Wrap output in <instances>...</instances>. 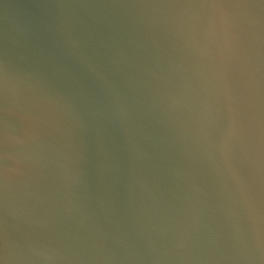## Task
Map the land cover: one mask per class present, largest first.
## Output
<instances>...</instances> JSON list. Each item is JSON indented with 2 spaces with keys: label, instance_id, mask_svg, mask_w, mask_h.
<instances>
[{
  "label": "water",
  "instance_id": "water-1",
  "mask_svg": "<svg viewBox=\"0 0 264 264\" xmlns=\"http://www.w3.org/2000/svg\"><path fill=\"white\" fill-rule=\"evenodd\" d=\"M0 264H264V0H0Z\"/></svg>",
  "mask_w": 264,
  "mask_h": 264
}]
</instances>
